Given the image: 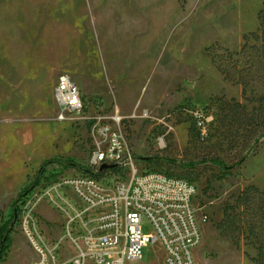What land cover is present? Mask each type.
<instances>
[{
  "label": "rangeland",
  "instance_id": "1",
  "mask_svg": "<svg viewBox=\"0 0 264 264\" xmlns=\"http://www.w3.org/2000/svg\"><path fill=\"white\" fill-rule=\"evenodd\" d=\"M62 73L81 90L80 120L53 119ZM116 109L139 169L196 186L198 264H256V240L236 243L219 225L250 187L258 192L250 189L248 201H264V0H0V226L44 162L74 164L49 165L18 202L0 264H28L41 251L50 264L82 254L99 264L87 207L61 179L92 168L87 117ZM215 157L239 164L199 162ZM251 216L238 218L247 225ZM163 255L150 243L125 264H163Z\"/></svg>",
  "mask_w": 264,
  "mask_h": 264
},
{
  "label": "built area",
  "instance_id": "2",
  "mask_svg": "<svg viewBox=\"0 0 264 264\" xmlns=\"http://www.w3.org/2000/svg\"><path fill=\"white\" fill-rule=\"evenodd\" d=\"M57 111L55 120H80L84 110L77 83L66 73L59 74L53 88ZM86 118V117H84ZM91 123L95 151L91 169L61 179L87 207L99 249L90 254L99 264H125L138 260L150 243L163 249V264H198L196 251L203 235L194 205L196 186L166 172L139 169L119 129L122 117L94 114ZM106 165L100 171V166ZM98 169H97V168ZM113 180L105 183L104 171ZM148 225L152 234H144ZM28 264H50L46 254ZM82 254L72 264H82Z\"/></svg>",
  "mask_w": 264,
  "mask_h": 264
},
{
  "label": "trees",
  "instance_id": "3",
  "mask_svg": "<svg viewBox=\"0 0 264 264\" xmlns=\"http://www.w3.org/2000/svg\"><path fill=\"white\" fill-rule=\"evenodd\" d=\"M261 137H264V133L261 134L260 138ZM199 162H210L211 164L216 165L222 169H231L239 164L236 163L229 165L219 157L207 158ZM51 164L68 165L73 163H70V161H66L63 159H52L44 162L40 170L38 171L36 179L30 182L20 192L15 204L13 205L14 208L12 215L6 222H4L0 226V263L6 257L7 252L12 244L11 233L14 230V223L18 220V217L20 215L18 202L27 197L32 192V190L38 185L40 178L44 175L46 168ZM188 165L190 167L194 166L193 163ZM250 189L258 192V189L256 187H250L249 189L243 191L238 196L236 204L227 206L225 210V218L222 220L219 227L222 230L223 234L230 236L233 240L237 239L236 243L239 241L240 236H244V239L250 240V243H252V239L256 240L254 243L256 254L250 257V259L256 264H264V201H262L261 204H258L255 201H248ZM261 195L264 196L263 193H261ZM244 200L247 201L245 204L243 203ZM245 212H248L252 215V221L247 225L242 224L241 220L238 218V216L243 215ZM237 230L238 232L236 234Z\"/></svg>",
  "mask_w": 264,
  "mask_h": 264
},
{
  "label": "crops",
  "instance_id": "4",
  "mask_svg": "<svg viewBox=\"0 0 264 264\" xmlns=\"http://www.w3.org/2000/svg\"><path fill=\"white\" fill-rule=\"evenodd\" d=\"M57 77H58V76H57ZM57 77H56L55 83H56V81H57ZM55 83H54V85H55Z\"/></svg>",
  "mask_w": 264,
  "mask_h": 264
},
{
  "label": "water",
  "instance_id": "5",
  "mask_svg": "<svg viewBox=\"0 0 264 264\" xmlns=\"http://www.w3.org/2000/svg\"><path fill=\"white\" fill-rule=\"evenodd\" d=\"M106 167V165H104L102 168L104 169Z\"/></svg>",
  "mask_w": 264,
  "mask_h": 264
},
{
  "label": "bare ground",
  "instance_id": "6",
  "mask_svg": "<svg viewBox=\"0 0 264 264\" xmlns=\"http://www.w3.org/2000/svg\"><path fill=\"white\" fill-rule=\"evenodd\" d=\"M84 264H85V261H84Z\"/></svg>",
  "mask_w": 264,
  "mask_h": 264
}]
</instances>
